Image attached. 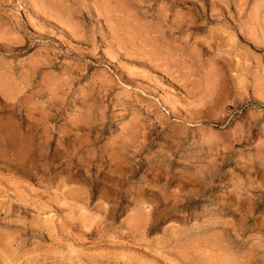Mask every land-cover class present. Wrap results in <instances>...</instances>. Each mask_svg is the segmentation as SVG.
<instances>
[{
    "label": "rangeland",
    "instance_id": "obj_1",
    "mask_svg": "<svg viewBox=\"0 0 264 264\" xmlns=\"http://www.w3.org/2000/svg\"><path fill=\"white\" fill-rule=\"evenodd\" d=\"M0 264H264V0H0Z\"/></svg>",
    "mask_w": 264,
    "mask_h": 264
},
{
    "label": "bare ground",
    "instance_id": "obj_2",
    "mask_svg": "<svg viewBox=\"0 0 264 264\" xmlns=\"http://www.w3.org/2000/svg\"><path fill=\"white\" fill-rule=\"evenodd\" d=\"M21 141V140H20ZM12 143V142H11ZM20 146V145H19ZM23 147H25V146H23ZM19 148V147H18ZM20 151H21V149H20ZM19 154H21V153H19ZM21 156V155H20ZM19 158V157H18ZM20 159H21V157H20ZM20 161V160H19ZM18 161V162H19ZM21 163V162H20ZM111 190H113V189H111ZM115 193V192H114Z\"/></svg>",
    "mask_w": 264,
    "mask_h": 264
}]
</instances>
